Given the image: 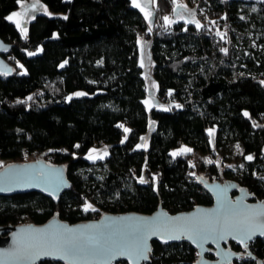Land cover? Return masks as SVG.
Returning <instances> with one entry per match:
<instances>
[{"label": "trees", "instance_id": "trees-1", "mask_svg": "<svg viewBox=\"0 0 264 264\" xmlns=\"http://www.w3.org/2000/svg\"><path fill=\"white\" fill-rule=\"evenodd\" d=\"M41 1L55 15L38 13L24 34L7 19L20 2L0 0V37L11 44L4 56L13 65L0 75V160L24 161L25 149L44 152L49 163L66 165L72 188L59 201L36 191L0 195V225L55 216L86 221L93 214L86 205L142 214L160 204L173 213L209 206L214 200L202 180H215L217 167L205 157L212 148L221 153L224 175L264 201V3L187 0L210 14L197 28L167 24L176 0H156L150 41L159 98L168 105L149 108L140 60V33L149 26L132 0ZM150 119L157 126L146 147ZM101 144L109 145L108 156L87 158ZM184 144L192 151L173 155ZM237 145L240 165H230L227 154ZM232 244L243 254L234 264L264 261V238L244 248ZM152 247L145 264L199 258L186 241ZM207 256L214 258L212 251Z\"/></svg>", "mask_w": 264, "mask_h": 264}, {"label": "water", "instance_id": "water-1", "mask_svg": "<svg viewBox=\"0 0 264 264\" xmlns=\"http://www.w3.org/2000/svg\"><path fill=\"white\" fill-rule=\"evenodd\" d=\"M233 1V0H232ZM253 3H264V0H237ZM11 50V44L7 43L0 37V75L10 74L13 72V65L6 59L4 53ZM221 183L217 180L203 179L202 183L208 193L214 200L213 204L205 206L198 204L193 209L187 211H178L173 213L169 211L163 204L151 214L139 212H121V213H104L99 219H88L71 223L64 221L58 216L45 222L44 224L22 223V225H0V264H40L46 259L54 261H63L69 264H105L101 258H88L83 260L62 259L60 255L40 256L38 259L27 261L17 258L13 253L17 250L23 251L25 254H32L36 250L32 245L37 242H50V234L60 229V226H66L72 229H82L87 225H100L98 229H91L90 234L104 232L105 235L111 236L113 239L125 238L131 242V236L127 235V229L131 225H135L141 221H154L161 228L165 229V236L169 233L172 235H181L180 239H168L167 243H178L186 241L193 245L198 252V260L195 264H234V261L243 257L241 252L228 248V242H234L240 247H249L255 238H264L261 233L264 232V226L261 224V218L255 214L264 212V201L254 199L255 193L251 192L246 186L240 185L237 181L230 179ZM0 195L10 196L12 194H21L23 192L36 191L51 197L55 201H59L66 190L72 188L71 181L67 174L66 165L49 163L45 158L31 161L10 162L0 169ZM226 192H221L225 190ZM218 194L220 199H218ZM226 201L231 207H221V202ZM242 203H238L241 202ZM201 210L199 213L197 210ZM217 209H220L217 212ZM213 213L212 219L217 217L227 218L232 224L248 226L251 225L255 229V235L245 243L240 242L242 232L236 228H228L222 234L224 239H220V232L206 234L198 233L192 227V217H200L203 213ZM186 217L188 219L174 222V218ZM124 218V219H121ZM27 229H39L40 232L22 231ZM79 232L71 235L79 236ZM189 236L192 238L189 239ZM236 237V238H234ZM160 242L166 245L160 237L151 236L148 241V259L132 260L127 256H118L108 264H114L119 261H127L128 264H145L150 261V255L153 252V242ZM213 252L215 258H209L207 254ZM256 258V255L248 250L246 253ZM264 264V261H260Z\"/></svg>", "mask_w": 264, "mask_h": 264}, {"label": "snow or ice", "instance_id": "snow-or-ice-1", "mask_svg": "<svg viewBox=\"0 0 264 264\" xmlns=\"http://www.w3.org/2000/svg\"><path fill=\"white\" fill-rule=\"evenodd\" d=\"M20 0H18V3ZM150 2L154 3L155 0H150ZM133 5L135 7L141 8V11H145L144 8L141 7L137 0H133ZM32 8H35L36 5L32 4ZM177 7H186L185 5H177ZM175 10V9H174ZM21 13H13L12 16H9L7 19L12 20L13 16H20ZM145 15H151L149 12H145ZM67 19V17H65ZM166 21H169L168 17H164ZM171 22V21H169ZM195 23L197 28H200L201 25L196 22ZM214 23V22H213ZM17 27H21L20 23H17ZM22 32H26V29L21 27ZM221 51L226 52L227 49H221ZM33 53H29L32 55ZM63 67V65H61ZM141 67L143 64L141 63ZM264 83V82H262ZM76 95H84V93H76ZM31 99V97H29ZM147 103V101H145ZM179 107V105H177ZM245 116L248 115L247 112L244 113ZM123 127V125H120ZM130 129L124 128V132H129ZM212 129H209V134H212ZM75 147H79L76 145ZM237 147H239L237 145ZM192 149L182 148L181 153L191 152ZM173 155H177V153H173ZM253 157L248 156L246 159L251 160ZM208 163H212L211 160ZM0 167H3L0 164ZM264 179V178H262ZM141 183H144L141 180ZM5 189L0 188V191H4ZM221 192H226L225 190H221ZM218 199L220 196L218 194ZM238 203H242L238 202ZM231 207L230 204L226 201L221 202V207ZM96 211L91 205H86L84 211ZM198 213L201 210H197ZM220 209H217L219 212ZM213 213L206 212L203 213L200 217H192V227L194 230H197L198 233L204 234V238L206 239V234L208 233H215L219 231L221 234L219 236L220 239H224L225 236L222 234L228 228H236L242 232V236L240 238L241 243H245V240H250L255 235V229L251 226H243V225H236L232 224L227 218H215L212 219ZM258 218H261V224L264 226V212H259L255 214ZM124 219V218H121ZM186 217H178L174 218V222H179L182 220H186ZM100 225H87L82 229H72L67 228L66 226H60V229L54 231L50 234L49 241L50 242H37L36 244L32 245L33 248L36 250L32 254H25L21 250H17V252L13 253L17 258L31 261L38 259L40 256H55L60 255L62 259H73V260H83L88 258H101L108 264V262L114 260L118 256H127L129 259L132 260H147L148 256V244L147 241L151 236H158L160 237L165 243H167L168 239H180L181 235H172L169 233L165 236V229L161 228L156 222L154 221H141L136 223L135 225H131L127 229V235L131 236V242H129L125 238L120 239H113L111 236L105 235L104 232H99L96 234H90L91 229H98ZM22 231H32V232H40L39 229H27ZM79 232V236L71 235L73 233ZM264 235V232L261 233ZM192 237L189 236V239ZM236 238V237H234ZM247 245L245 244V247Z\"/></svg>", "mask_w": 264, "mask_h": 264}, {"label": "rangeland", "instance_id": "rangeland-1", "mask_svg": "<svg viewBox=\"0 0 264 264\" xmlns=\"http://www.w3.org/2000/svg\"><path fill=\"white\" fill-rule=\"evenodd\" d=\"M40 2H41L40 4H42V5L39 6L35 2V0H22L20 2V6L15 11H13V13H17V12L21 13V15L18 16L19 19L15 18V16H13V19L10 21H14L15 19H17V21H19L18 23H20L21 27L26 29V26L28 27V24L32 21V19L35 18V16L38 13H44V14L48 13L50 15H55L50 9H48L47 5H45L41 0H40ZM155 2H156V0H155ZM155 2L152 3V2H150V0H137V3H139L141 5V7L144 8L145 11H142V13L147 18V20H149L151 17H153ZM175 3H176L175 10L173 11L172 14L168 15L169 21H171V22L166 21L167 24L178 22L179 20H183L187 24L193 23L192 21H196L200 25H202L201 16L199 13V10H200V12L202 10L201 6L199 8L198 4H191L187 0H176ZM32 4H35L36 7L32 8L31 7ZM177 5H185L186 7L181 8V7H177ZM139 9L141 10V8H139ZM145 12H149L151 15L146 16ZM13 13L9 14L8 17L12 16ZM193 24H195V23H193ZM21 27H19L20 30H21ZM142 41H147V40H144V38H142L140 36V43ZM140 49H141L140 59L144 60L143 68L145 71L144 72V79L146 82V93H147V96L145 99V101H147L146 104L149 108L153 107V106H156L159 108L166 107L168 104L164 103V101L161 98H159V92H158L159 84H158V81H156L155 74H154L155 73V70H154L155 60L153 59V56H152L151 43H149L147 49L143 48V46H141ZM150 60L153 61V63H154L152 67L151 66L149 67V65L151 63ZM77 93H85V92L81 91V92H77ZM153 121H154V119H150L149 130L145 135H143V138L141 141L142 145L145 144L147 136L150 137L151 131L154 129V127L152 126ZM214 141H215V134H214V131H212L211 142L214 143ZM182 148L191 149L190 146H187L184 144V145H182V147L175 148L172 151V153L179 154V153H181ZM109 153H110L109 145L108 144H101V145H96L95 147H92L90 149V151L86 154V156L91 161H97V159L106 158ZM227 157H228V159H230V161H229L230 165H235V166L240 165V162H241L240 148L236 146L234 149H232V151H230L227 154ZM221 162H222V160H221ZM221 162L219 164H220V167L222 168V171H223L224 167L221 165ZM0 163L6 166L7 164L10 163V161L9 160L8 161L0 160Z\"/></svg>", "mask_w": 264, "mask_h": 264}, {"label": "built area", "instance_id": "built-area-1", "mask_svg": "<svg viewBox=\"0 0 264 264\" xmlns=\"http://www.w3.org/2000/svg\"><path fill=\"white\" fill-rule=\"evenodd\" d=\"M200 16H201V21L202 23H206L208 18L210 17V14L207 12L206 9L202 8L201 12L199 10ZM151 32H152V28L149 27L146 32H141L140 36L142 38H144V40H150V36H151ZM260 120L264 121V116L260 117ZM24 161H31V160H38L41 158H45V154L44 152H39V151H28L27 149L24 150ZM205 157L207 158V164L208 165H215V167H217V171L214 174L213 178L217 181H220L221 183H226L225 181H229L230 179L227 178L223 171L222 168L220 167V162L222 160V156L221 153L219 152V150H217L216 148H212L210 149L206 154ZM47 160V159H46ZM211 160L212 163H208V161ZM132 171L134 173H136L135 169L133 168ZM151 178L150 172L149 171H145L144 173V179L146 181H148ZM160 180V177H158L157 181ZM104 213H107L106 210L104 209H99L97 211H94L93 214L91 215V219H99V217H101V215H103ZM26 223H31V221L29 220Z\"/></svg>", "mask_w": 264, "mask_h": 264}, {"label": "crops", "instance_id": "crops-1", "mask_svg": "<svg viewBox=\"0 0 264 264\" xmlns=\"http://www.w3.org/2000/svg\"><path fill=\"white\" fill-rule=\"evenodd\" d=\"M35 2H36L39 6L42 5V4H40V3H41L40 0H35ZM45 9H46V8H45ZM15 18H18V16H15ZM18 19H19V18H18ZM14 22L17 24L19 21H17V19H15ZM147 24H148L149 27H151V28L153 27V26H152V24H153V17H151L149 20H147ZM28 25H29V24H28ZM27 28H28V27L26 26V31H27ZM24 33H27V32H24ZM149 43H151L150 40L142 41V42L140 43V44H141L140 47L143 46V48L147 49ZM140 60H141V62H142V64H143V63H144V60H142V59H140ZM150 62H151V63H150V65H149V67H150V66L152 67L154 63H153V61H151V60H150ZM154 65H155V64H154ZM143 66H144V65H143ZM156 123H157V122H156L155 120L152 122V126H153L154 128L157 126ZM150 138H151V137H148V136H147V138H146V142H145L144 146L147 147V146L149 145V143H150Z\"/></svg>", "mask_w": 264, "mask_h": 264}, {"label": "flooded vegetation", "instance_id": "flooded-vegetation-1", "mask_svg": "<svg viewBox=\"0 0 264 264\" xmlns=\"http://www.w3.org/2000/svg\"><path fill=\"white\" fill-rule=\"evenodd\" d=\"M227 244H228V246H227L228 248L234 249L232 242H228ZM214 258H215V256H214Z\"/></svg>", "mask_w": 264, "mask_h": 264}]
</instances>
